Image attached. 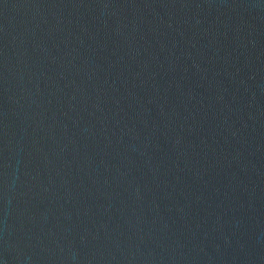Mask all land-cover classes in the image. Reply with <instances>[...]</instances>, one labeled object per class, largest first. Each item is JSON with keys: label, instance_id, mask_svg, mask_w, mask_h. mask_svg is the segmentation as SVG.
<instances>
[{"label": "water", "instance_id": "1", "mask_svg": "<svg viewBox=\"0 0 264 264\" xmlns=\"http://www.w3.org/2000/svg\"><path fill=\"white\" fill-rule=\"evenodd\" d=\"M0 264H264V0H0Z\"/></svg>", "mask_w": 264, "mask_h": 264}]
</instances>
